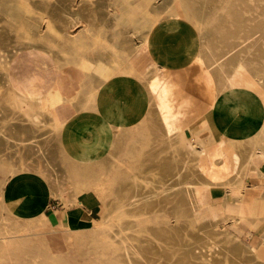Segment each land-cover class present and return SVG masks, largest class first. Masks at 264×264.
<instances>
[{
	"label": "rangeland",
	"instance_id": "obj_1",
	"mask_svg": "<svg viewBox=\"0 0 264 264\" xmlns=\"http://www.w3.org/2000/svg\"><path fill=\"white\" fill-rule=\"evenodd\" d=\"M51 1L53 0H44V2H25L24 4L22 2H18V0H0V18L5 17L10 18L11 20H18L20 18V14L21 16L28 15L27 17H32L33 19H35L36 24H41L43 29H46V23L45 21H43L45 20L43 19V17L57 19L59 22L56 25H59V28L61 27L60 35L66 46L61 47L60 45H52L49 43V49L52 48V50L50 51L53 56L59 59L67 67V80L69 84H72L74 82L73 84L75 85V87L79 85L83 86L85 82L90 83V78L88 77V74L85 73L84 69L82 55L85 53V51L91 50L95 53V55H100V53L103 54V52L105 51L104 49L100 48L101 46L97 44V42L92 38L87 39L86 44L79 45V42L81 40H85V32L83 31L84 29L81 26V22L77 19L76 16L73 15V11L75 9H80L82 16L88 18L93 23V25L94 23L96 24L97 28L95 30L102 32L103 36L101 41L105 43L104 45H106L107 48L111 49V51L116 54L114 55L112 53L111 64L113 63L112 70L114 71L115 69L116 73L118 72V74L123 72L127 74L132 73L138 78L137 73L140 71V69H143V66L145 65L143 59L137 58L134 62L132 61L131 63L122 64L121 58L124 59L125 57L130 56L132 54L131 47L135 46V44H139V41L143 40V53L147 55L157 54V58L155 57V59L159 62L157 64L160 65V67H158L159 70H157L159 76H161V79H163L158 83V86L162 89V91H164L163 96L167 94V91L169 92L168 95L165 96V100L167 99V102L173 103L174 105L170 120L174 121L176 124H172L173 126H175V128L169 129L167 139L170 141V143L162 146L163 142L159 141L162 139V137L159 136L161 135V131L159 129L160 127L158 124H156V121L150 119L151 133L140 136L136 140L130 139L129 142H127V144L124 146V148L119 151L117 161H114L109 165H103L99 160L97 161L95 158H91L93 167L95 169V173L91 174L89 172V168L85 166L82 160H80L79 162L68 160L67 158H65L60 148H58L57 141L61 134L60 130L62 129L60 126H47L45 123L37 122V119H34V128L31 127L30 129L28 125L26 126L23 123L20 117H12L11 119H8L12 115H17V113L14 114L15 109L11 104L12 97L8 94L10 93V89L5 81L6 78L4 77V68H6V66H3L2 68L0 64V194L3 191V186L6 180H8L9 178H13L18 175L27 176L28 174L32 173L42 176L43 178L45 177L47 180H51L52 187L55 188L54 191H52L53 195L59 197L66 208L69 207V205H71L72 203L77 202L78 191L82 192L91 190L92 192H95L100 204L99 214L96 217L93 226L90 229L82 232H69L53 228L47 225L48 222H50V219L44 214L42 217L41 214L35 218H17L13 216V210L7 211L2 206L0 209V264H123L120 261V257L122 256L121 253L124 247H127V249L129 248V251L132 250L130 251L131 253L136 250L140 255L148 248H150L148 249L150 251H153L154 249L160 250L161 247V249H163L165 246L160 247L158 246L159 244L163 242H172V239L170 237L172 234L170 233L179 231L178 225L181 227H179L180 231L183 229L196 231L201 226L197 223V221H199V217H193V214L188 211L187 207L184 204L176 201H173L170 204L172 205V209H168L166 205H163L164 203L162 201H157V204L154 205L150 210L145 211L141 214H130L129 212L127 214H122V210H117V207L120 206L122 195H126L132 190L134 182H138L139 189L142 191L148 190L152 185L155 186L156 182L158 181L162 182V175L160 174V172H158L156 168L150 167L152 164L148 166V164L146 163L145 153L150 150L149 148L152 147L156 150H159V156L157 155L158 157L156 159H158V162L160 164H163L166 159L165 157L168 156L169 167L171 169L173 168V172H176L178 170V167H180L182 156L181 153L185 151V153H188V150L192 151L191 153H194L193 157L196 156L195 159L191 157L187 160L188 167L195 169H204L205 165L206 167L210 166L212 157L214 156L212 155V153L221 154L222 152L223 155H221L224 159L227 157L226 159H228L230 162V168H232L235 165L233 155L237 154L238 149H242L249 140L256 141L257 147L259 148H257L258 150L264 149L262 148L264 147V139H262L259 134V130L261 128H264V116H261L258 112V109L260 107H264L262 106L264 105V103H262L264 102V100H262L264 99V94H262L264 93V88H262L264 87L262 86V83H264V59L261 58L264 57V46H262L264 45V42H261L264 41V26H262L264 25V17H259L249 24L250 27L248 28L249 30H251V32H249L247 27H244L242 29L243 33H241V31L238 35L240 37H235L234 46L225 47L221 46L218 40L220 39L218 34L221 30V28L219 27L221 26L220 23H222V16L220 15V5H218V0H130V2H121L122 0H114V2H112V0H94V2H91L90 0H83V2H78L76 0H69L68 2ZM245 1V8H249L253 5V8L255 9V3L250 2L249 0ZM259 3L262 4L264 2ZM115 6H118V9H115ZM259 6L260 5L257 4L256 10ZM17 7H19L20 9L19 12L17 10ZM24 9L27 11H25ZM112 10L114 13H112ZM128 12L131 13L130 16L127 15ZM140 16L142 17L140 18ZM217 17L219 19H217ZM140 19H143L144 21L142 20V22L140 21ZM149 20H151V23L149 22ZM217 20L219 25H217ZM134 21L137 23H135ZM138 21L140 22V25ZM17 27L18 26L15 27L16 29L12 28V30H17L21 33V36H19L23 37V32H21L22 30L20 29V26L18 28ZM216 27L218 28L216 29ZM215 29L219 31L216 32ZM7 30L8 28L4 29L3 36L4 32H6ZM244 31L247 33L245 34ZM253 32L255 35L253 34ZM44 33H46V31L43 32V34ZM56 34L53 35L56 36ZM259 36L262 37L260 38V41ZM37 38H39L38 35ZM37 38L35 37L36 40ZM149 42L153 44L151 45ZM208 42L216 48H214L212 45L211 47ZM253 43H255V45ZM158 44L160 47H158ZM259 45L261 46L259 47ZM186 46H188V50ZM192 46L195 48V50ZM189 48L191 50H189ZM199 48L200 50H198ZM209 48L211 49L208 50ZM176 51H178L179 53ZM211 51H213L215 54ZM219 51L221 53H219ZM198 52H200L201 54ZM228 52L229 54L231 53V55L235 56V58L239 57L243 61L241 67L242 71L240 70L239 73L240 75L237 74V72L231 71V73L234 72L233 74H231L233 78L231 80H229V77L226 76L227 70H224V72H220L219 68H216V66H213L212 64V62L214 61L212 59L218 57L217 60L221 61L220 59H222V66H224L223 59L226 57ZM21 54L24 57L27 56L26 52H22ZM193 54L195 56L197 54V56L195 57ZM213 54L214 57H212ZM180 55H182V57ZM221 56H223V58H221ZM208 57H211L212 59H208ZM257 57L260 60H257ZM165 58L167 59L165 60ZM188 58L191 63L186 64L187 62H189L187 61ZM117 59L119 61H117ZM192 59L195 60L193 61ZM210 60H212V62ZM261 60L262 62H260ZM195 61L196 63H194ZM207 61L210 65L207 64ZM209 61L211 63H209ZM178 62L181 65L178 64ZM249 63H251L252 65L254 64L253 66L255 67L253 68V66H251V64ZM166 65H168L169 67ZM247 65H249V68L247 67ZM183 66L185 68H183ZM120 67L122 68L120 69ZM207 71H209L208 77L205 76V73ZM242 72L246 73L244 74ZM252 72H255L254 75L252 74ZM197 73L198 75H195ZM234 74L236 76H234ZM251 74L252 76H250ZM255 74H258L257 77ZM193 75H195V78L191 77ZM226 77H228V79ZM182 78L185 83H183L184 81L182 80ZM242 78L244 80H242ZM178 80H180V83ZM224 80L227 82H225ZM168 81L172 84H170ZM229 81L231 83H229ZM249 81L251 83L254 82L252 86ZM244 82L248 85L245 86ZM255 82H257V84ZM226 83L229 84V87L228 84L226 85ZM238 83L241 86H238ZM176 84L180 85L179 87L182 86L181 91ZM254 84L256 85L254 86ZM165 85L168 87H166ZM196 85L199 86L197 87ZM233 85L236 86L234 87ZM237 86L239 87L238 89ZM174 87L176 88V92H174ZM224 87L226 88V91L224 90ZM194 88H196V90ZM183 90H186L184 91V93L186 92V95L183 94ZM148 92L150 97V104L157 102L156 97L152 98L153 94L149 91V89ZM226 92L228 93L223 94ZM254 92L256 93V95ZM258 92L261 93L258 94ZM169 94L171 95V98ZM193 94H195V96ZM248 94L250 96V99L249 97H246L248 96ZM70 95L69 98L62 101V103H57V107L52 106V110L58 113V110L62 108L61 110L63 111V114H65V116H68L70 113L74 112L73 104L75 102L82 103V101H80L82 97H79V100H76L77 98L76 96H74V93H72L71 96ZM95 95L96 93H94L91 98ZM252 95H255L256 97L254 98V96ZM208 96H210V99L208 98ZM175 97H177V100H175ZM92 99L89 98L87 100L85 109L94 106L95 97L93 99L94 102L91 101ZM169 99H172L174 101ZM231 99L235 100L231 101ZM241 100L242 102L244 101L243 103L241 102L242 104L240 103ZM180 101L182 105L179 104ZM257 103L259 105H257ZM238 104H240V106H238ZM245 104L246 106H244ZM250 104L252 106H255L251 107ZM59 105L61 108L59 107ZM152 105L153 104H151L150 106L152 107ZM175 105H178V108ZM182 107L186 108L184 109ZM224 107L225 109H223ZM174 109L175 111H177L174 112ZM217 112L222 117V119L226 120L223 126L220 128L218 127L214 119V115ZM247 112L250 117L247 115ZM35 114L36 112L30 115L33 117ZM247 117L249 118V120ZM250 119L252 121H250ZM227 124L233 126L236 125V128L230 130L229 132V129L226 126ZM23 126H25V128H23ZM26 127H28L30 130ZM185 128H187L189 131H183ZM54 129L58 131H54ZM223 130L226 132H224ZM26 131L27 133H25ZM15 132H21L22 134L27 136L34 134V137L28 138L23 141H18L17 139H13V137L16 136ZM181 132L182 135L180 136ZM244 139L246 140L244 141ZM39 140H41V143H39ZM216 142L219 144H217ZM243 142L244 144H242ZM86 145L87 144H84L82 145V147L84 148ZM214 145L217 146L214 147ZM87 146H89V144ZM219 148H221V150ZM214 149L219 150L216 151ZM88 152L89 154L92 153V151H87L86 155L85 151H83V156L86 159H90L89 157H86L88 156ZM195 152L197 154H202L200 156ZM238 152L240 153V151ZM208 153L209 155H204ZM202 157L204 159H202ZM200 159L202 160L200 161ZM195 160L197 163L195 162ZM206 163L208 164V166ZM256 166L258 169L264 170V159L259 157L256 160ZM58 168H62V172ZM59 172L61 175L59 174ZM134 174L137 175L139 179L134 180ZM244 174L245 175L237 178V182L241 183L242 185L250 187L252 185L264 184V180H260L258 179V177L256 182L257 184L249 183V180L254 175H256L254 170L247 169ZM140 178H143L144 181ZM145 178H150L151 180H146ZM222 189L223 188L221 186H217L214 190H212V193L206 198L207 203L203 204L199 208L200 212H198L197 216L203 212L205 214H211L216 211V208L219 206ZM27 191L29 190L27 189ZM68 191H72L70 196L68 195ZM247 193L255 194V192L251 191L250 189H247ZM161 205L163 207H161ZM113 206L116 207V209L112 214H110V216H112L104 218L106 212L111 211ZM122 216H127L125 221L121 222L123 228L120 229L114 227V229L116 228L115 230L117 231V234H110L109 229L112 228L114 224H116V220L121 218ZM43 217H45V219ZM136 219H138V221L134 222ZM174 222L178 224L175 225ZM172 225L176 227L174 228ZM124 226H126V228ZM162 226H164L165 228ZM229 226L230 225H227L228 229L224 234L217 233L218 235L221 234L219 236L215 234L213 236H206L200 239H194L188 236L180 239L175 236L173 237L174 241L181 243L183 240L187 243L186 247L181 244H179L178 246L177 244L175 246L166 245L168 248L166 247V249L164 248L163 250L170 252L171 258H169L171 260L165 259L167 257H165L164 255L155 254L152 255L153 257H149L148 264H155V261L156 264H162L163 262H165L164 264H235L233 263V261H229L230 257H228L229 254L227 253L228 250L226 249H228L227 247H229L231 244V246L236 245L235 241L238 238L242 237L244 239V237L239 235L235 228H231V226ZM170 227L172 229H169ZM4 229H7L6 233ZM155 230H158V232L160 231V233L163 232L165 236H157L155 234L157 231ZM255 231L257 233L252 232V234L254 233L253 236H255V241L253 240L254 252L243 250V248L241 250L240 248L239 255L244 260L246 258H249L245 260L246 262H248V264H264V245H262L264 244V235H262L264 234V220H260V224ZM123 233H125L126 235H122ZM111 235L115 236L112 237ZM222 235L225 236H223L222 238ZM134 236L137 237V241L133 240ZM126 237L128 240L126 239ZM229 237L231 238V240L229 239ZM76 239H82V241L76 242L74 241ZM226 240L228 241V243H226ZM131 241L134 244H132ZM140 241L141 243H138ZM149 241H152L151 243H154L156 245H151ZM135 242L137 243V245ZM221 243L222 245H224L222 246L223 256L220 252L217 255L216 249L220 246ZM133 245L136 246L134 247ZM205 246H207L208 250H212L211 254H204L203 250L206 248ZM213 248L215 249L213 250ZM226 257L228 258V260ZM245 261L244 264H246ZM141 264L146 263L142 262Z\"/></svg>",
	"mask_w": 264,
	"mask_h": 264
},
{
	"label": "bare ground",
	"instance_id": "obj_2",
	"mask_svg": "<svg viewBox=\"0 0 264 264\" xmlns=\"http://www.w3.org/2000/svg\"><path fill=\"white\" fill-rule=\"evenodd\" d=\"M68 1L69 0H53L51 2H68ZM76 1L83 2V0H76ZM90 1L91 2H94V0L93 1L90 0ZM185 1H187V0H185ZM218 1H219L218 2V5H220V7H219L220 15L223 17V18L221 17L222 20L220 19L222 21V23H220L221 26L219 28H221V30H220V32L218 34L219 37H220V39H218V40H219V44L221 46H225V47H232V46H234L235 37L236 36L238 38L240 37L238 35L240 34V32L242 31V29L244 27L245 28L246 27L248 28V27H250L249 24L251 22L255 21L259 17H264V3H262V4L259 3V2H264V0H249L250 2L255 3V5H254L255 6V9L253 8V5L250 6L249 8H247V7L245 8V6H244V3H246L245 0H218ZM18 2H22V3L25 4V2H44V0H39V1L38 0H18ZM112 2H114V0H112ZM121 2H130V0H122ZM257 4L260 5V6L256 10ZM115 9H118V6H115ZM17 10H18V12L20 11L19 7H17ZM113 10H112V13H114ZM25 11H27V10H25ZM213 13H215V12H213ZM24 14H25V12H24ZM73 15L76 16L77 19L81 22V24H82L81 26L83 27V29H84L83 31L85 32V37H84L85 40H81L79 42V45L86 44L87 39L92 38V39H94L97 42V44H99L101 46L100 48H102V49L105 50L103 52V54L100 53V55H95V53L93 51H91V50H86L85 51V53L82 55L83 56V62H84V69H85V73H87L88 74V77L90 78V83H86L85 82L83 84V86L82 85H79V86H76V87L73 84L74 82L72 84H69V82L67 80V77H66L67 74H68L67 67L59 59H57V58H55L53 56V54L50 51V50H52V48L49 49V43L52 44V45L53 44L60 45L61 47H65L66 46V44L64 43V41H63V39L61 38V35H60V28L61 27L59 28V25H56L59 22L57 19H55V18H52L51 19V18H48V17H43V19H45L43 21H45V23H46V29H43L41 24H38V23L36 24L35 19H33L32 17H27L28 15H22L21 16V14H20V18L18 20H14V19L11 20L10 18H5V17H1L0 18V28H1L0 29V64H1V67L2 68H3V66H6V68H4L5 69V76L4 77L6 78L5 81H6L8 87L10 89L9 90L10 93H8V94L12 97L11 104H12L13 108L15 109L14 114L17 113V115H14V116L12 115L8 119H11L12 117H20V119H22L23 123L26 126L28 125V127L30 129H31V127H33V120L34 119H37V122L45 123L47 126H52V127L53 126L54 127L60 126L62 128L63 123L65 121L64 119L67 116H65V114H63V111L61 110L62 108L60 107V105H59V107L61 109L58 110L59 111L58 113H56V112H54L52 110V108H51L52 106H56V104L57 103H60V102L62 103V101H64L67 98H69V95L70 94L72 95V93H74V96H76V98H77L76 100H79L78 98L79 97H82V99L80 100V101H82V103L81 102L80 103L75 102L73 104L74 107L72 106L73 107V110L74 111L83 110V109H85V106H86L85 104L87 103V100L89 98L90 99H92V98L94 99L95 96L92 97V98H91V96L94 93H96L99 88H101L100 86L105 85V84H111V79L116 74H118V72L116 73V70L115 69H114V71L112 70L113 69L112 68L113 67V65H112L113 63L111 64V59H112L111 55H112V53L114 55H116V54L114 52H112L111 49L107 48V46L104 45L105 43H103V41H101L103 35H102V32L101 31L95 30L97 28L96 27V24L94 23V25H93V23L88 18H85L84 16H82L81 15V12H80V9L79 10L75 9L73 11ZM125 15H126V13H125ZM127 15L130 16L131 13L128 12ZM148 16H150V15H148ZM135 17H137V16H135ZM141 17L142 16H140V18ZM218 17H220V16H218ZM218 17H217V19H219ZM126 18H128V17H126ZM136 19H135V21H136ZM182 19H181V21H182ZM142 20L140 19V21H142ZM150 21L151 20H149V22ZM154 21H156V20H154ZM135 23H137V22H135ZM138 23L140 25V22L139 21H138ZM217 23H218V20H217ZM217 25H219V23ZM16 26H18V27L20 26V29L22 30L21 32H23V37H20L21 36V33L18 32L17 30H12V28H15ZM115 26H117V25H115ZM262 26H264V25H262ZM5 28H8V30L6 32H4V36H3V31H4ZM217 28L218 27H216V29ZM216 29H215V31L218 32L219 30L217 31ZM248 30H249V28H248ZM45 31H46V33L43 34V32H45ZM132 32H134V31H132ZM249 32H251V30H249ZM241 33H243V31ZM244 33L246 34L247 32L244 31ZM53 34H56V36L53 35ZM253 34H254V32H253ZM37 35L39 36V38H37ZM247 35H249V34H247ZM251 36H248V37H251ZM35 37L37 38V40L35 39ZM19 38H22L24 40L19 39ZM260 38H262V37L259 36V41H260ZM216 39H217V37H216ZM249 40H251V39H249ZM261 42H264V41H261ZM142 43H143V40L139 41V44H135V46H132L131 47L132 48V54L130 56H128V57H125L124 59L121 58V63L122 64L131 63L132 61L134 62L135 59H137V58H140V59L142 58L143 61L145 62V65L143 66L144 68L143 69H140V71L137 73L138 74V79L139 80H142L144 83H146V85L148 86L149 91L153 94V97L152 98H154V97L157 98V102L151 103L153 105H152V107L150 106L151 108H150V111L149 112H150V119H153L154 121H156V124H158L159 127H160L159 129L161 131V135H159V136L162 137V139L159 140V141H162L163 142V144H162V146H163V145H166L167 143H170V141L167 139L168 133H169V129L175 128V126H173L172 124L173 123L176 124V123L174 121H171L170 120V117H171V114H172V110H173L174 105H173V103L167 102L166 101L167 99L165 100V98H166L165 96L168 95L169 92L168 91L167 92L165 91L167 94L163 96V94H164L163 92L164 91H162V89L158 86V83L161 82L163 79H161V76H159V74H158V70H159L158 67H160V65L157 64L159 62L155 59V57L157 56V54H151V55L150 54H148V55L147 54H144L143 53ZM146 43H148V42H146ZM255 43H253V44L255 45ZM94 44H95V42H94ZM150 44L152 45L153 43H150ZM206 44H207V42H206ZM190 45H192V44H190ZM211 45L212 44H210V46ZM181 46H182V44H181ZM260 46L261 45H259V47ZM262 46H264V45H262ZM158 47H160L159 44H158ZM186 47H187V50H188V46H186ZM202 47H203V45H202ZM190 48H189V50H191ZM214 48H216V47H214ZM174 49H175V47H174ZM210 49L211 48H209L208 50H210ZM219 49H221V48H219ZM194 50H195V48H194ZM198 50H200V48ZM222 50H221V52H222ZM196 51H197V49H196ZM204 51H206V50H204ZM213 51H211V52H213ZM22 52H26V55L27 56H25V57L22 56V54H21ZM176 52H178V51H176ZM221 52L219 51V53H221ZM229 52H230V50H229ZM229 52L226 55V57H225V54H224V57H225L223 59L224 60V66H222V63H223V62H221L222 59H220L221 61H218L217 60L218 57H215V59H212L210 57L212 60H214L213 62H212V60H210V61L212 62L213 66L215 65L216 68L217 67L219 68V71L220 72H224V70H227L226 76H228L229 77V80H231V79H233L231 74H233L234 72H237V74H239L240 73V70L242 71L241 67H242L243 61L239 57H236L235 58V56L231 55V53L229 54ZM198 53H200V52H198ZM224 53H226V52H224ZM197 54H196V56H197ZM214 54H213L212 57H214ZM187 55H189V54H187ZM209 55H210V52H209ZM180 56L182 57V55H180ZM194 56H193V58H194ZM215 56H217V55H215ZM199 57H200V55H199ZM258 57H257V60H260V59H258ZM204 58H206V57H204ZM210 58L208 57V59H210ZM221 58H223V56H221ZM261 58L264 59V57H261ZM166 59L167 58H165V60ZM174 59H176V58H174ZM192 60L194 61L195 59H192ZM117 61H119V60L117 59ZM187 61H189V58L187 59ZM210 61H209V63H211ZM252 61H253V59H252ZM249 62H251V61H249ZM260 62H262V60ZM175 63H176V61H175ZM188 63H191V62L189 61L186 64H188ZM194 63H196V61ZM207 64H208V61H207ZM249 64H251V63H249ZM208 65H210V64H208ZM253 65L251 64V66H253ZM166 66H168V65H166ZM176 66H178V65H176ZM248 66L249 65H247V67ZM122 67H120V69ZM254 67L255 66H253V68ZM183 68H185V67L183 66ZM171 69H172V67H171ZM180 70H182V69H180ZM231 71H234V72L231 73ZM251 71H252V69H251ZM187 73H188V71H187ZM242 73L245 74L246 72H242ZM254 73L255 72H252L253 75H254ZM235 74H234V76H236ZM252 74L250 76H252ZM195 75H198V73L195 74ZM195 75H193L191 77L193 78ZM255 75L257 77L258 74H255ZM205 76L206 77L209 76V71H207L205 73ZM228 77H226V78L228 79ZM261 77H262V75H261ZM237 79H238V77H237ZM251 79H253V78H251ZM182 80H183V78H182ZM192 80H191V82H192ZM239 80H240V78H239ZM242 80H244V79L242 78ZM178 81L180 83V80H178ZM182 82H181V85H182ZM225 82H227V81H225ZM183 83H185V81ZM229 83H231V82L229 81ZM253 83H251V86H252ZM255 83L257 84V82H255ZM261 83H262V81H261ZM161 84H163V83H161ZM170 84H172V83H170ZM227 84L228 83H226V85ZM244 84H245V82H244ZM256 84H254V86ZM239 85L240 84L238 83V86ZM246 85H248V84H245V86ZM177 86L179 87L180 85H177ZM196 86L198 87L199 85H196ZM238 86H237V89L239 88ZM258 86H260V85H258ZM262 86H264V83H262ZM166 87H168V86H166ZM170 87H173V86H170ZM175 87H174V92H176V90H175L176 88ZM181 87H179L180 88V91H181ZM228 87H229V84H228ZM228 87H227V89H228ZM243 87H244V85H243ZM196 88H194V89L196 90ZM262 88H264V87H262ZM225 89L226 88L224 87V90ZM184 91H186V90H183V94L186 93V92L184 93ZM225 91H223V92H225ZM247 91H249V90H247ZM199 92H200V90H199ZM227 93L228 92L223 93V94H227ZM237 93H238V91H237ZM259 93H261V92H258V94ZM75 94H77V95H75ZM201 94H203V93H201ZM249 94L246 97H249V99H250ZM262 94H264V93H262ZM193 95L195 96V94H193ZM231 95H232V93H231ZM239 95H240V93H239ZM255 95H256V93H255ZM255 95H252V96H254V98H255L256 97ZM223 97H224V95H223ZM170 98H171V95H170ZM176 98L177 97H175V100H177ZM178 98H179V96H178ZM208 98L210 99V96H208ZM93 99L91 100L92 102H94ZM235 99H233V100L231 99V101H234ZM169 100H172V99H169ZM262 100H264V99H262ZM172 101H174V100H172ZM172 101H170V102H172ZM181 101H180L179 104H181ZM224 101H225V99H224ZM255 101H257V100H255ZM209 102H210V100H209ZM227 102H229V101H227ZM241 102H242V100L240 101V103ZM262 103H264V102H262ZM209 105H211V104H209ZM257 105H259V104L257 103ZM238 106H240V104H238ZM244 106H246V104ZM250 106L253 107L255 105L252 106L250 104ZM262 106H264V105H262ZM219 107H218V109H219ZM251 107H250V109H251ZM182 108H184V107H182ZM209 108H210V106H209ZM223 109H225V107ZM233 109H234V107H233ZM259 109H258L259 114L261 116H264V107H260ZM176 111L174 109V112H176ZM239 111H241V110H239ZM244 111H246V110H244ZM34 112H36V114L32 117L30 114H33ZM106 112L108 114L110 113L109 110H106ZM183 113H184V111H183ZM241 113H243V112H241ZM247 115H248V112H247ZM257 116H258V113H257ZM257 116H255V117H257ZM248 120H249V118H248ZM14 121H16V120H14ZM250 121H252V120L250 119ZM15 123H18V122H15ZM28 127H26V128H28ZM23 128H25V126H23ZM55 130L56 129H54V131ZM225 130H226V128H225ZM56 131H58V130H56ZM223 131H222V133H223ZM224 132H226V131H224ZM229 132H230V130H229ZM25 133H27V131ZM15 134H16V136L13 137V139H15V140L17 139L18 141H23V140H26L28 138L34 137V134H32L30 136L24 135L21 132H19V133L18 132H15ZM18 134H20V135H18ZM259 134H260L261 138L264 139V128H261L259 130ZM123 137H124L123 135L122 136H116V138L110 140L108 138V136L98 135V136L95 137V140L92 143H89V146H87L88 145L87 144L83 148V151H85V153L87 155V151L94 152L97 148H100L103 145V148H106L107 149L106 150V153H105L106 155H104V156H102L100 158H95V159L97 161L99 160L103 165H109L112 162L117 161L118 154H119V150L116 149V146H117V144L121 143ZM220 139H222V138H220ZM258 139H259V135H258ZM197 140H199V139H197ZM245 140L246 139H244V141ZM40 141L41 140H39V143H41ZM35 142H36V140H35ZM42 142H44V141H42ZM217 144H219V143H217ZM242 144H244V142ZM188 146H190V145H188ZM215 146H217V145H214V147ZM41 147H39V148H41ZM160 148H162V147H160ZM221 148H219V149L221 150ZM237 148H240V147H237ZM257 148L258 147H257L256 141L249 140L243 146L242 149H240V150L238 149V151H240V153L236 150L237 151V154H235V153H234L235 155L232 154L234 156V162H235V165L232 168H230V162H229L228 159H226L227 157L225 159L223 158V156H222L223 155L222 154L223 152L221 153L222 155L221 154H217V153L216 154L212 153V155H214V156L212 157V161L210 163V166L209 167H206V165H205V168L203 167L204 169H201V168L200 169H195V168L188 167L187 160L190 159L191 157H193V154L194 153H191L192 151H190V150L187 149L188 150L187 151L188 153H185L186 151L183 152V153H181L182 156H181V164H180V167H178V170L176 172H173L172 171L173 168L171 169L169 167V157L168 156L165 157L166 159H165L164 163L163 164H160L158 162V159H156L159 156L158 155L159 154V150H156L155 148H152L151 147V148H149L150 150L145 153L146 163L148 164V166H150L152 164L150 167H154V168H156V170H158V172H160V174L162 175V179H161L162 182L160 181L161 182L160 183L158 181V182H156V185L155 186L152 185L148 190H144V191H142V190L139 189L138 182H134L132 190L128 194L122 195V198H121L122 200L120 201V206L117 207V210H122V214L123 213H126L127 214L128 212L130 214H141V213H144L145 211L150 210L154 205L157 204V201H162L164 203L163 205H166L168 207V209H172L171 208L172 205H170V204L173 201L180 202V203L184 204L187 207L188 211L193 214V217H195V218H198L199 217L198 218L199 221H197V223L199 225H201V226L196 231L186 230V229H183V230L180 231V228L181 227L178 225V230L179 231H174V232L170 233V234H172L170 236L171 239H172V242H163V243H161V244L158 245L160 247L161 246H165L164 247L165 249L167 247L166 245H169V246L173 245V246H175L176 244H177V246L179 244H181V245H183V246L186 247L187 243L184 242L183 240H182L181 243L174 241L173 237H175V236L178 237V238H180V239L181 238H184L186 236H188L190 238H194V239H196V238L197 239H200V238H203V237H206V236H213V235H215L217 233H221V234L223 233L224 234L225 231L228 229L227 228V225H230L231 228L237 229L236 228L237 223L239 221H243L247 225L248 228L245 229L243 232H241V229L240 230L237 229V232L239 233V235L243 236L244 239L242 237L241 238H238V239L236 238L237 239L235 241L236 242V245L231 246L232 245L231 244L229 247H227L228 249H226V250H228V252H227L229 254L228 257H230L229 258L230 259L229 261H233V263H235V264H244V261L246 259H249V258H246L245 260L242 259L240 257V255H239V250H240V248H241V250L243 248V250H246V251H249V252L253 251V246H254L253 244H254V241H255L254 240V237L255 236H253V234L254 233H257L255 230L257 229L258 225L260 224V220H264V184H258V185H252L250 187H246V186L242 185L241 183L237 182V180H238L237 178H239L240 176L245 175L244 173H245V171L247 169H251V170H254L255 171L258 179L264 180V170H260L256 166V160L259 157H261L262 159H264V149L258 150L259 148L258 149ZM262 148H264V147H262ZM214 150H216V149H214ZM218 150H216V151H218ZM201 154L199 153L197 155H200L201 156ZM204 155H209V153L208 154H204ZM210 155H211V153H210ZM86 157H90L89 152H88V156H86ZM195 157H193V158L195 159ZM84 159L85 160H82V162L85 164L86 167L89 168V172L91 174H94L95 173V169L93 167L92 161L91 160H87L86 158H84ZM202 159H204V158L202 157ZM202 159H200V161ZM205 161H206V159H205ZM195 162H196V160H195ZM196 163H195V165H196ZM207 166H208V164H207ZM12 173H14V172H12ZM59 174H60V172H59ZM136 179H139V178H138L137 175L134 174V180H136ZM140 179L144 181L143 178H140ZM145 179L147 180V179H150V178H145ZM255 184H257V183H255ZM217 186H219V187L221 186L223 189L221 190L222 195L220 197L219 206L216 208V211L213 212V213H211V214H205L203 212V213H201L200 215L197 216L198 212H200L199 211V208L203 204L207 203L206 198L212 193V190H214ZM247 189H250L251 191H254L255 194L254 193L253 194H248L247 193ZM2 206L7 211H10L11 210V208H10V206L8 204H3ZM161 207H163V206L161 205ZM115 209H116V207L113 206L111 211L106 212L104 218L105 217L108 218L110 216V214H112L114 212ZM12 214H13V212H12ZM42 216H43V214L41 215V217ZM43 218L45 219V217H43ZM126 218H127V216H124V217L122 216L121 218L117 219L116 220V224H114L113 227L110 226L112 228L109 227L110 228L109 229L110 230V234L111 233H116L117 234V231L115 230L116 228L114 229V227H117V228H120V229L123 228V226L121 225V222L122 221H125ZM137 221H138V219H136L134 222H137ZM176 224H178V223H175V225ZM183 226H185V225H183ZM124 227L126 228V226H124ZM162 227H164V226H162ZM173 227L175 228L176 226H173ZM169 229H172V228L170 227ZM169 229H168V231H169ZM4 230H3V232H4ZM6 231H7V229L5 230V233H6ZM155 231H157L155 233L157 236H159V237H164L165 236V234H163V232L160 233V231L158 232V230H155ZM252 232H254V233L252 234ZM221 234H219V235H221ZM122 235H126V234L123 233ZM262 235H264V234H262ZM114 236H112V237H114ZM145 236H146V234H145ZM223 236H225V235H222V238H223ZM144 238H147V237H144ZM126 239H127V237H126ZM136 239H137V237L134 236L133 237V240H136ZM229 239L231 240L230 237H229ZM141 241L138 242V243H141ZM226 243H228L227 240H226ZM120 244H122V243H120ZM132 244H134V243L132 242ZM136 245H137V243H136ZM136 245H133V246L135 247ZM151 245L154 246L156 244L151 243ZM192 245H194V244H192ZM214 245H216V244H214ZM262 245H264V244H262ZM217 246H215V247H217ZM222 246H224V245H222V243H221L220 246L218 248H216L217 249V255L219 254V252L222 255V251H223V247ZM205 247L206 248L203 250L204 254H211V251L212 250L210 251V250L207 249V246H205ZM161 248H160V250L159 249H156V250L154 249L153 251L152 250L151 251L148 250V249H150V248H148L146 251H144V252L142 251L143 253L140 255L139 252H137L136 250H134L131 253L130 251H132V250L129 251V248L127 249V247H124L123 250H122V253H121L122 256L120 257V259H121L120 261L123 264H135V263H139V262H140L139 264H141L142 262L148 264L149 257H151L152 255H155V254L156 255H160L161 254V255H164L165 257H167V258L164 257L165 259H170L171 258L170 252L169 251H166V250H163L164 248L163 249H161ZM139 249H140V247H139ZM214 249L215 248H213V250ZM137 250H138V247H137ZM242 252H244V251H242ZM248 255H249V253H248ZM161 258H162V256H161ZM227 260H228V258H227ZM151 261H153V260H151ZM163 261H164V259H163ZM164 263L165 262H163L162 264H164ZM155 264H156V261H155ZM167 264H169V263H167ZM246 264H248V262H246Z\"/></svg>",
	"mask_w": 264,
	"mask_h": 264
},
{
	"label": "crops",
	"instance_id": "obj_3",
	"mask_svg": "<svg viewBox=\"0 0 264 264\" xmlns=\"http://www.w3.org/2000/svg\"><path fill=\"white\" fill-rule=\"evenodd\" d=\"M100 87L93 107L74 111L65 118L57 146L68 160H85L82 145L92 143L98 135L108 136L110 140L123 135L121 143L116 146L120 151L130 139L136 140L151 133L150 97L142 80L132 73H119L111 79V84ZM214 117L218 127H222L226 120L219 113H215ZM226 126L229 130L236 128V125ZM106 150L102 145L87 160L106 155ZM58 169L62 172V168ZM256 178L257 175H254L249 183H256ZM54 189L51 180L37 174L9 178L0 194V209L3 204H8L17 218H35L44 214L50 219L47 225L59 230L82 232L90 229L99 214L96 193L78 191L77 202L66 208L61 199L53 195ZM71 193L68 191L69 196ZM237 225L241 232L248 228L243 221Z\"/></svg>",
	"mask_w": 264,
	"mask_h": 264
}]
</instances>
